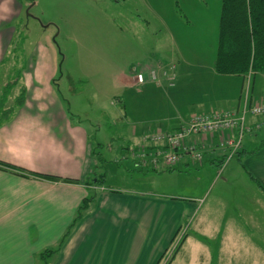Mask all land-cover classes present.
Masks as SVG:
<instances>
[{"label":"crops","instance_id":"0c3cea01","mask_svg":"<svg viewBox=\"0 0 264 264\" xmlns=\"http://www.w3.org/2000/svg\"><path fill=\"white\" fill-rule=\"evenodd\" d=\"M128 1L121 0L126 11L135 7ZM218 2L214 23L216 49L211 58L206 59L203 55L191 65H187L189 60L185 58L186 65H177L180 61L170 56L158 57L153 63H171L163 72L167 74L169 83L162 82L164 78L160 76L156 80L138 83L132 71L127 74L121 71L117 75L123 95L113 106H127L126 102L134 104V95H142L145 104L149 100L152 109L158 112L150 118L140 117L141 110L145 109H140L138 100L135 105L138 112L133 111L135 117L125 112L122 114L132 121L128 122L126 137L122 135L125 142L116 149L124 147L120 149V158L116 157L117 164L132 165L141 171H163L162 167L136 166L128 155V148L145 144L153 132L177 129L195 113L239 110L244 101L249 72L252 75L248 99L250 97L251 103L264 104V99L258 98L255 90L256 75L264 72L249 69L243 75L220 74L214 69L222 0ZM177 4V0H139L144 14H171L174 28L178 21L174 16ZM22 5L19 0H0V80L10 78L7 75L10 69H25L19 79L25 93L20 107L16 105V93L19 95L21 86L19 91L17 84L8 89L9 92L14 89L15 103L7 106L13 113L0 125V161L30 172L73 181H51L0 167V264H44L41 254L46 250H51L46 257L47 264H264V242L258 241L264 238V137H259L256 132V124L262 123V117L248 115L251 129L232 157L236 158L239 169L243 171L239 177L241 183L235 186L243 192L241 202H237V211H229L226 202L222 201L219 216H207L204 210L196 217L194 213L202 207L200 203L193 206L184 201L169 202L157 198L152 189H114L100 184L96 177L103 180L102 173L95 169L99 162L89 142L88 131L69 114L68 107L54 92L58 64L53 46L46 49L48 54L41 46V53L38 51L26 66L24 61L15 57L12 60L9 56L16 32L13 23L18 21ZM199 6L198 9H206L209 14V4L205 0H201ZM183 23H186V30H191L187 28L191 25L195 26L189 21ZM163 24L167 32L171 31ZM195 28L200 31L197 26ZM47 39L50 44L51 40ZM152 65L145 60L144 70L139 73L148 75L146 71ZM170 72H175L173 77L168 76ZM6 85L4 82L1 86L5 93L4 101L10 95ZM147 92H157L160 98L148 99L145 97ZM127 96L129 99H125ZM216 136L217 132L206 138L191 135L189 143L200 145L201 142L205 147L203 160L197 163L184 153L169 170L188 171L191 167H202L206 161L218 166L228 148L214 145ZM228 162L217 173L220 177L224 171L227 173L222 178L223 183L236 175L235 165L227 168ZM90 179L92 183H88ZM85 198L90 199L85 209L78 212ZM186 218L188 223L190 220V224L187 221L185 224L190 234L184 233L186 237L182 236L181 247H176L169 260H165ZM211 243L215 246L211 247Z\"/></svg>","mask_w":264,"mask_h":264},{"label":"rangeland","instance_id":"374dc122","mask_svg":"<svg viewBox=\"0 0 264 264\" xmlns=\"http://www.w3.org/2000/svg\"><path fill=\"white\" fill-rule=\"evenodd\" d=\"M19 1L23 4V10L18 21L13 23L16 32L12 44L13 51L10 52L9 49V56L12 60L15 57L18 61H24L23 65L26 66L27 62L38 54V51L41 53V46L45 48L46 54H48L46 49L53 46L58 64L53 82L54 92L58 95L57 98L59 97L68 107L69 114L87 129L94 156L99 162L95 169L98 173H102L103 184L114 189L124 188L135 191L152 189L157 198L169 202L184 201L193 206L200 203L199 206L202 207L196 209L194 213L196 217L200 216L204 210L207 211V216H219L222 201L226 202L229 211L238 210L237 202H241L243 192L235 186L241 183L239 177L243 171L239 169L236 158H230V161H227V168L235 165L236 171V175L227 183H223L222 180L224 175L227 176L225 171L221 177L220 173L217 174L227 163L224 162L225 158L218 166L206 161L202 167H191L188 171H170L169 168L176 164L167 166L161 163L162 165L157 168L162 167L164 170L160 172L141 171L125 161L130 166L127 167L123 163L117 164L116 159V157L120 158V149L123 150L124 147L116 149L125 142L126 138L122 135L126 137V132L129 131L128 122L132 121L123 117L122 114L125 112L132 118L135 117L133 111L138 112L135 108L138 100L140 109H145V111L141 110L140 117L150 118L158 113L152 109L153 105L149 100L145 104L142 95H134V104L126 102L127 106H113L114 103L117 104V98L121 99L123 95L117 82V75L121 71L125 74L128 71L135 74L141 72L144 70L142 68L146 60L148 64H153L148 72L146 71L148 73L145 75L146 81L150 77L152 79L155 73L156 78L160 76L164 78L162 82L169 83L167 74L164 75L163 72L171 63H153L159 59L158 57L170 56L180 61L177 65H186L185 58L189 60L187 65L195 64L196 60L203 55L206 59L211 58L213 56L211 53H215L216 49L214 23L217 18L215 13H218V0H205L209 4V14L206 9H198L201 0H177V13L174 15L178 20L176 28H174V21H170L171 14L162 13L161 16L144 14V9L139 7V0H129L135 5L129 11L122 8L121 0L118 3L112 0ZM161 18L171 31H166ZM186 21L194 23L195 26L188 25L187 28L191 30H186L184 27L186 23H183ZM196 26L200 31H196ZM193 29L195 31H192ZM47 38L51 40L50 44ZM14 66L17 68V65ZM18 69L8 70L7 75L9 74L10 78L0 80V125L11 116V113H4L9 109L7 106L12 102L15 103L14 89L12 92L8 89L17 84V91H19L21 86L19 79L25 69ZM169 74L171 75L168 76L173 77L175 72ZM170 80L173 81L174 78ZM256 81L255 90L258 98L264 99V73L256 75ZM4 82L7 83L6 90L10 94L5 101V93L3 94L1 88ZM141 87L135 88L140 90ZM162 87L165 88V86ZM22 88L23 86L20 90ZM129 96L125 99H129ZM145 97L158 100L160 95L157 92L155 94L147 92ZM257 128V131L255 130L257 135L264 137V123L262 125L260 123ZM154 148L157 146L152 147ZM96 178L99 183L101 177ZM244 178L247 177L244 176ZM88 183H92V179ZM237 214L234 215L236 219ZM186 221L187 218L177 234L173 249L165 260H169L176 247L177 249L181 247L179 244L184 233L190 234V229L188 231L187 227L185 228ZM258 241L264 242V238ZM214 246L211 243V247Z\"/></svg>","mask_w":264,"mask_h":264},{"label":"built area","instance_id":"2783aa9c","mask_svg":"<svg viewBox=\"0 0 264 264\" xmlns=\"http://www.w3.org/2000/svg\"><path fill=\"white\" fill-rule=\"evenodd\" d=\"M251 75L249 72L246 76L244 101L239 110L226 109L208 114L195 113L187 123L175 130L157 131L149 134L145 144H139L137 148L129 149V157L133 159L136 166L143 168L176 164L183 153H188L193 161L201 162L205 147L201 145V142L200 145L194 142L189 143V137L200 135L206 138V136L217 132L218 136L215 137L216 144L214 143V145L228 148L224 160L227 162L242 146L245 134L251 129V125L247 122L248 115H260L262 123H264V104L251 103L250 97L248 99ZM154 79L156 80L155 73L149 80ZM136 80L138 83H145L147 78L145 74L137 73ZM256 126H260V122ZM209 141L210 144H213L210 138ZM154 146L157 148L152 149Z\"/></svg>","mask_w":264,"mask_h":264},{"label":"trees","instance_id":"16d2710c","mask_svg":"<svg viewBox=\"0 0 264 264\" xmlns=\"http://www.w3.org/2000/svg\"><path fill=\"white\" fill-rule=\"evenodd\" d=\"M216 51L214 69L220 74L243 75L249 69L264 72V0H222ZM24 95L22 89L16 98L17 107L24 103ZM4 113L10 114L13 110L7 109ZM0 167L51 181H73L56 175L30 172L1 161ZM102 181L99 183L102 184ZM89 199L82 201L78 212L85 209ZM50 252L46 250L41 254L44 264H47L46 257Z\"/></svg>","mask_w":264,"mask_h":264}]
</instances>
